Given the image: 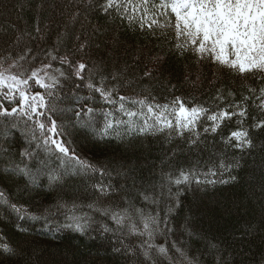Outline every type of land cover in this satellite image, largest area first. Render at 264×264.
<instances>
[{
  "label": "trees",
  "instance_id": "1",
  "mask_svg": "<svg viewBox=\"0 0 264 264\" xmlns=\"http://www.w3.org/2000/svg\"><path fill=\"white\" fill-rule=\"evenodd\" d=\"M106 3L0 0V74L43 95L69 155L98 170L58 160L37 127L45 117L21 115L20 93L0 85V111L17 110L0 116V245L12 249L0 250V264H264V79L178 49L184 38L172 27H141V0H116L105 11ZM147 9L158 23H175L170 11ZM96 88L111 92L109 102ZM177 98L232 118L202 115L183 130ZM121 104L137 112L130 123ZM167 121L174 127L160 131ZM238 131L251 147L227 142ZM181 173L188 182L175 184Z\"/></svg>",
  "mask_w": 264,
  "mask_h": 264
},
{
  "label": "snow or ice",
  "instance_id": "2",
  "mask_svg": "<svg viewBox=\"0 0 264 264\" xmlns=\"http://www.w3.org/2000/svg\"><path fill=\"white\" fill-rule=\"evenodd\" d=\"M151 3L156 12L160 15L167 16L170 13L175 17V23L160 24L158 20L147 15V6ZM141 4L145 10V16L140 18L141 27L147 25L151 28L153 25L156 27H172L177 37H183L184 43H178L176 46L178 49H187L189 47L199 55L201 59L211 58L218 65L233 70L236 74L244 76L246 74L256 73L260 75L261 79H264V0H141ZM116 5V0H107L104 10L107 11ZM133 12H139V8H133ZM85 65H79V71H83ZM39 75L37 72H33L29 79L35 80ZM4 79H10L14 81L15 85L19 87L21 83L27 84L28 81L24 80L21 82L16 77L3 78L0 74V85L8 87L6 83H3ZM36 83L40 87L48 89L51 85L43 83L42 80H36ZM89 88H93V85L89 84ZM96 91L100 92L101 96L104 97L105 102H109L111 92L105 94L102 88H96ZM250 91H255L250 89ZM261 96H264V88L260 89ZM51 95V94H50ZM231 95V94H230ZM20 96L23 98L26 104H28L29 97L24 94L21 90ZM7 98V97H6ZM128 98L119 97L120 101H124ZM244 99H248L245 97ZM32 104L28 105L30 111L25 113L21 112V115H27L29 120L32 119L33 115L37 117H45L47 125L37 120V127L41 134H47V139L43 141L45 145H51L54 153L61 155L57 156L58 160L62 163L67 162L72 168L79 166L81 169L88 171H98L93 168L87 162L80 160L74 155H69V148L65 146L64 142L60 139L63 135V126L57 125V121L52 118L48 113H56L57 109L49 106V103L44 99L43 95H34L31 97ZM111 103L115 104L116 101L112 100ZM39 109H47L46 111H39ZM131 103H139L144 106V101H131ZM179 105V111H174V115L177 118V124L182 123L183 130H194L195 122L204 115L207 120L213 122L223 121L231 119L227 112H221L216 115H206L207 109L193 107L188 109L184 106V102L180 101L179 98L175 101ZM3 106L0 105V108ZM163 109L164 112L168 111V106H158ZM239 107V105H237ZM264 108V105H260ZM120 110L125 111L124 105H120ZM92 109H87L88 113H91ZM17 112L13 109L11 112L7 110L0 111V116H13ZM148 113H153V108H147ZM110 115V114H109ZM125 115L129 117V123L131 117L137 116V112H127ZM163 113L155 117L156 121H160ZM239 117L245 116V111L239 113H233ZM77 116L79 113L77 112ZM79 122V121H78ZM242 122V121H239ZM146 123V122H145ZM80 126L85 125L80 122ZM113 125L107 123L103 130V133L98 134L101 138L108 133ZM174 125L171 121L165 122L162 127L159 128L163 131L164 128L171 129ZM220 127L219 123L212 128L215 132ZM257 127L264 128V124H259ZM93 131H95L93 129ZM141 131H148L145 127ZM207 131V129H205ZM183 133L181 132V135ZM236 140L242 142L241 147H251V141L247 139V132H234L231 134L229 141ZM223 167V165H221ZM20 171H24L21 169ZM52 179H59V177H52ZM189 176L181 173L180 178L174 181L175 184L187 183ZM228 183V181H222ZM199 183V181H197ZM101 192H106V189L99 188ZM3 193H0V199H2ZM17 212L20 209H16ZM35 219V217H33ZM121 220L117 219V223ZM152 223L157 224L155 217L152 218ZM71 228L72 225H66ZM149 224L144 223V229L147 230ZM76 230H81L79 225H76ZM107 231V229H105ZM143 235L144 233H139ZM151 235V233H149ZM0 250L5 253H10L11 248L6 245H0ZM159 253L166 254V248L161 246L158 248Z\"/></svg>",
  "mask_w": 264,
  "mask_h": 264
},
{
  "label": "rangeland",
  "instance_id": "3",
  "mask_svg": "<svg viewBox=\"0 0 264 264\" xmlns=\"http://www.w3.org/2000/svg\"><path fill=\"white\" fill-rule=\"evenodd\" d=\"M34 72H37V73L40 74V73H41V69L36 70V71H34ZM44 75H45V74H43L42 76H44ZM38 76H39V75H38ZM3 77H4V76H3ZM9 77H10V76H9ZM7 81H8V82H7ZM3 82H7L6 84L8 85L9 88H14V89H16L19 93L21 92V90L24 91V94H25L26 96L29 97V101H28V104H26L25 101H24L23 98H22V102H21V105H20V109L23 110L24 112H29L30 109H29V106H28V105H30V104L33 103V102L31 101V97L34 96V95H40V94H39L38 92H28V91H26V90L24 89V84H21L19 87H17V86L15 85L14 81L9 80V79H7V80H3ZM37 108H38V110H39L38 103H37Z\"/></svg>",
  "mask_w": 264,
  "mask_h": 264
},
{
  "label": "bare ground",
  "instance_id": "4",
  "mask_svg": "<svg viewBox=\"0 0 264 264\" xmlns=\"http://www.w3.org/2000/svg\"><path fill=\"white\" fill-rule=\"evenodd\" d=\"M149 103V102H148ZM157 108V107H156ZM159 111V110H158ZM170 116V115H169Z\"/></svg>",
  "mask_w": 264,
  "mask_h": 264
}]
</instances>
